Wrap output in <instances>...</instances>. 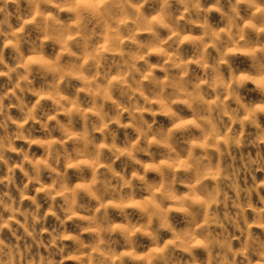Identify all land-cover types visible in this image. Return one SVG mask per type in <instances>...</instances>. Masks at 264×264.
Masks as SVG:
<instances>
[{"label": "clouds", "instance_id": "9594fccd", "mask_svg": "<svg viewBox=\"0 0 264 264\" xmlns=\"http://www.w3.org/2000/svg\"><path fill=\"white\" fill-rule=\"evenodd\" d=\"M0 264H264V0H0Z\"/></svg>", "mask_w": 264, "mask_h": 264}]
</instances>
